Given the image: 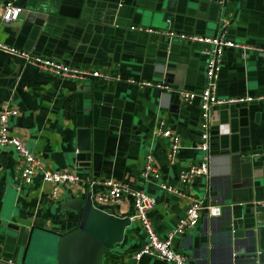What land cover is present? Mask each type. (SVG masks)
<instances>
[{
  "label": "crops",
  "instance_id": "1",
  "mask_svg": "<svg viewBox=\"0 0 264 264\" xmlns=\"http://www.w3.org/2000/svg\"><path fill=\"white\" fill-rule=\"evenodd\" d=\"M5 1L0 0V43L5 46L88 71L163 82L171 90L95 78L60 79L0 51V109L8 105L17 111L8 121V132L36 156L42 170H73L82 178L78 189L60 187L52 199L51 185L41 182L39 172L31 184H22L17 154L0 147V219L30 218L65 232L78 224L79 216L56 205L69 195L83 198L90 193L92 201L98 186L87 184L110 178L154 199L148 217L157 237L163 238L183 215L187 201L139 176L143 157L151 154L160 182L178 186L206 206L221 207L219 215L204 213L194 229L172 239L174 249L185 255V264H264V156L248 157L264 151V99L215 107L208 176L179 185L177 173L198 156L194 146L199 109L196 102L183 103L176 91H197L203 85L201 51L206 46L130 29L221 34L252 46L223 50L215 94L255 97L264 95V0H227L221 5L214 0H11L20 12L8 23L1 20ZM159 120L179 136L181 147L174 162L166 157L167 139L152 135ZM81 152L89 154L87 161L75 160ZM92 204L113 217L128 218L124 243L110 248L101 262L128 264V256L145 240L130 200ZM48 234L40 233L43 245L55 237ZM20 238L21 234L17 238L0 233V258L11 264H48L37 254L49 249L31 258L27 254L22 263ZM48 254L50 264H55L54 251ZM138 264L169 263L142 256Z\"/></svg>",
  "mask_w": 264,
  "mask_h": 264
},
{
  "label": "built area",
  "instance_id": "2",
  "mask_svg": "<svg viewBox=\"0 0 264 264\" xmlns=\"http://www.w3.org/2000/svg\"><path fill=\"white\" fill-rule=\"evenodd\" d=\"M218 4H223L227 0H214ZM20 8L11 0L5 1L2 6L1 20L3 22H14L19 15ZM130 29L140 30L146 33H156L162 35L167 40L178 39L190 43L203 44L206 46L201 53L205 57L203 66V85L197 91L177 90L178 98L185 104L196 102L199 109L198 123V141L194 149L198 152L195 162L190 163L185 169L179 171L176 179L179 185L184 186L190 180L198 177L208 176L209 162V142L210 128L214 118L215 107L222 104L249 102L252 100L264 99V95L259 96H242L219 98L215 94V81L218 76L220 59L223 50L226 48L239 47L243 49H252V46L242 45L227 40L221 34L213 37L189 34L175 31L170 28L152 29L142 28L139 26L130 27ZM261 52L260 48H257ZM0 51L6 52L13 56L19 57L22 60L31 63L43 71L50 73L60 79H68L72 81H84L86 79H102L113 82H125L137 87H154L164 91H170L168 84L159 82L153 83L140 80L134 77L121 78L119 76H110L102 71H88L85 69L69 66L62 61L51 60L47 57L35 56L12 47L5 46L0 43ZM16 109L12 106L4 105L0 109V147H8L13 150L18 158L17 176L20 182L24 185L32 183L36 173H40V180L43 183L51 185L50 197L55 198L60 187H68L76 190L82 184V178L73 170H42L39 160L34 154L17 138L8 132V121L16 116ZM153 137L165 138L168 141L166 157L169 162H174L177 159L180 149L179 136L173 133L163 120L152 130ZM264 156V151L261 153H251L249 158ZM139 176L144 180L154 181L158 190L174 194L177 197L185 199L187 205L183 215L175 222V224L167 231L163 238L157 237L155 234L150 219L148 217L149 210L154 206V199L145 194L143 191L131 188L127 183L116 181L110 178H105L99 181L89 182V187L96 188L92 194V201L96 205L119 204L126 199L130 200L134 218L139 221L140 227L144 232L145 240L143 244L128 256V264H138L142 256H147L153 259H158L169 264H185L186 257L183 253L177 251L172 246V239L176 235L183 234L185 231L194 229L199 220L205 213L208 216H217L221 212L219 206H206L204 202L189 195L178 186H170L159 181V172L153 163L151 154H146L143 157V162ZM6 264H11V261L0 258Z\"/></svg>",
  "mask_w": 264,
  "mask_h": 264
},
{
  "label": "water",
  "instance_id": "3",
  "mask_svg": "<svg viewBox=\"0 0 264 264\" xmlns=\"http://www.w3.org/2000/svg\"><path fill=\"white\" fill-rule=\"evenodd\" d=\"M74 158L76 161H87L89 154L87 152L77 153ZM56 206L78 214V224L65 232H58L56 229L37 225L30 218L23 220L17 217H5L0 219V233L17 236V238L21 234L20 239L24 241L21 244L19 241L23 250L22 263L24 257L30 252L34 237L39 238L41 232L46 234L49 232L55 236L54 241L49 243V246H54L55 264H101L102 258L110 248L124 243L125 230L130 223L128 218L113 217L94 207L90 193L83 198L69 195ZM252 215L256 219L258 213L254 211ZM227 231L232 234L231 230ZM245 231L252 233L251 228ZM194 241L196 244L197 240ZM44 262L50 264L52 260L46 257Z\"/></svg>",
  "mask_w": 264,
  "mask_h": 264
},
{
  "label": "rangeland",
  "instance_id": "4",
  "mask_svg": "<svg viewBox=\"0 0 264 264\" xmlns=\"http://www.w3.org/2000/svg\"><path fill=\"white\" fill-rule=\"evenodd\" d=\"M47 235H49V234H47ZM47 240H48V242H45V244L43 245V243L41 242V240L39 238L34 237L33 243L31 244V247H30V252L28 253L27 257L32 256L33 253H37V251H39V250L45 251V250L49 249V252H51V250L54 251V246H49V243L54 241V237L50 236L49 239H46V241ZM51 244H53V243H51ZM48 253L41 252V253L37 254V257L42 262H44L46 257H49L52 260V258L50 257V255ZM25 263L28 264L27 261ZM30 264H42V263L33 262V263H30Z\"/></svg>",
  "mask_w": 264,
  "mask_h": 264
}]
</instances>
